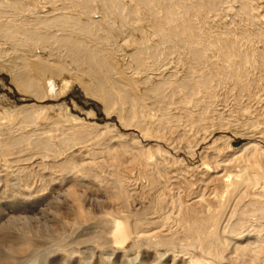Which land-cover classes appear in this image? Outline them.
<instances>
[{"label": "bare ground", "instance_id": "obj_1", "mask_svg": "<svg viewBox=\"0 0 264 264\" xmlns=\"http://www.w3.org/2000/svg\"><path fill=\"white\" fill-rule=\"evenodd\" d=\"M65 1L68 2L42 0L44 8L50 9L47 17L28 22L19 21L8 13L29 14L32 9L26 2L0 0V67L7 69L18 91L40 101L51 94L62 96L74 83L107 114L117 113L126 128H137L144 143L153 139L170 144L173 142L167 134L177 132V124H170L178 118L172 115L170 106H176V111L189 124L205 130L207 123L213 124L227 110L220 112L216 101L220 100L219 87L229 81L230 92L236 93L232 92L236 106L227 116H239L243 109L242 115L250 122L254 120L251 131L242 130L246 139L251 140L238 148L240 155L231 160L238 170L212 176L211 167L206 165L198 180L177 176L171 180L173 172L171 177L168 174L175 162L170 165L165 151L158 146H142L135 139L128 143L121 137L116 138L113 127L109 129L108 125L101 132L95 124L85 125L82 120L78 123L69 119L71 123L65 128L62 114L55 120L50 119L44 115L45 108L36 105L19 109L8 119L0 113V121L7 120L6 123L2 120L0 129L4 125L16 127L12 131L8 128L6 133L0 131L1 162L23 177L28 187V170L33 171L32 175L40 179V188L35 190L36 203L48 204L38 211L40 213L15 212L7 216L5 212V218L0 206L1 228L8 233L4 244L0 242V264L23 263L22 260L29 259V252L35 255L33 262H36L44 253L42 248H56L55 251L66 248L73 255L85 253L88 246L100 250L95 254L91 249L89 259L94 256L105 264V260L109 264H123L124 259L131 260L134 254L140 264L158 263L165 255H171L166 262L170 264H264V239L250 245H237L232 256L225 255L229 247L226 233L242 235L252 218L257 216L256 221L264 220V145L260 144L264 143V28L254 30L262 2L240 0L233 16L240 18L242 24L236 30L224 26L223 32L209 36L196 21L204 24L208 14L219 16L217 12L223 0H130L127 12L122 9L120 0H71L83 19L65 14V6L56 7L57 3L64 5ZM95 3L104 13L101 20L91 18ZM140 14L150 24L157 44L148 46L144 35L126 41L127 48L132 47L127 51L130 72L116 71L110 66L109 59L103 55L107 51L105 47H99L97 54L77 40L92 32L93 27L102 32L100 40L113 38L120 34V29L113 28L107 16L117 15L123 24L129 18L137 19ZM51 27H56L59 34L49 33ZM38 46H41L40 56ZM164 47L167 51L176 48L187 56L189 64L184 76L178 77L175 67L170 66L160 69V73L151 72L152 63L165 61ZM210 51L215 53L218 62L210 60ZM113 75H117L115 78L119 80L116 81L120 83L114 82ZM152 75L157 82L150 83ZM147 102L160 112L148 118L152 126L141 120ZM195 102L198 104L193 112L190 108ZM41 119L46 127L37 132L34 129ZM27 129L30 131L26 132ZM75 148L85 152L80 153ZM212 157L215 168L222 166L217 161L223 157L221 151ZM237 161H242V165ZM66 171L80 173L82 181L73 178L75 182L71 181L70 186H64L57 193L56 187H51L45 195L50 176L58 172L65 180ZM51 177L53 179V175ZM212 182L218 185L213 194L208 191ZM231 204L226 220L230 230L225 232L223 228L221 233L219 228ZM56 252L53 249V253L58 254Z\"/></svg>", "mask_w": 264, "mask_h": 264}, {"label": "rangeland", "instance_id": "obj_2", "mask_svg": "<svg viewBox=\"0 0 264 264\" xmlns=\"http://www.w3.org/2000/svg\"><path fill=\"white\" fill-rule=\"evenodd\" d=\"M4 1L6 2L8 0H4ZM23 1H24V3L26 2L25 4L28 5L30 10L32 9L29 14L26 12L23 13L22 11L21 12L26 16H24L20 11L19 12L8 11V13H10L11 16L14 15L19 21L21 19H23L24 21H28V22H29V20L32 22L35 19H40V18H41V20H43L47 17V15H46L47 11H49L50 9L44 8V6L42 4V0L41 1L40 0H32V1L31 0H29V1L23 0ZM67 1L68 2L65 1L64 5H63V3L61 4L60 2L57 3L56 7L57 8H63L62 6H65L64 7L65 9H63V12H65V14L70 15V16L74 15L73 17H76L78 19H83L84 17H82L81 12H79V8L74 7L71 3V0H67ZM182 1L186 2V0H182ZM239 1L240 0H223L222 4L220 5V8L217 12L219 14V16L212 17L214 15L211 14L212 16L210 17V14H208L207 20L204 22V24L200 20L196 21L198 26L200 28H202L204 30V32L206 34H208L209 36L223 32L225 30L224 26H226V28H228V26H229L230 28H232V29L235 28V30H236L242 24V21L240 20V18L233 16V12L234 11L236 12L239 8ZM246 1L249 3L253 2L251 0H246ZM260 1L262 2V4L260 3L261 8L258 9L259 13L256 17L257 19L255 18L257 21L255 20L254 30H256V31H260V29L264 28V25L260 26L261 21H264V18H263V16H264V0H260ZM29 2L30 3L32 2V3L30 4ZM120 3L122 6V9H124L126 12L128 10H130V4H131L130 0H120ZM95 5H96V3H95ZM95 5H94V10H93L94 14H92L91 18L93 20H96V19L101 20L102 16H104L102 14H104V13L101 10L100 6H98V5L95 6ZM31 6L36 8V9L33 10L34 8H32ZM252 6H253V8H255L254 5H252ZM72 8L74 9V11ZM4 12H7V9H4ZM11 13H15L16 15L11 14ZM21 15H23V16L21 17ZM35 15H36V17H35ZM140 17L143 20L138 19ZM137 19L139 20V22L135 25V22L138 21ZM137 19L129 18L127 21H124V23L122 24V23H120V20L117 18V15L107 16L106 20L112 25L113 28H117V29L119 28L120 34L113 36V38L108 37L107 39L100 40L99 34H101L102 32L99 31V29H97L96 27H93L92 32L89 31L88 34H84L83 37L78 38L77 40L87 50H89L91 52H92V50H95V52L97 54L99 53L97 51H100V48L103 49L105 47L107 51H105L103 53V55L107 56V60L109 59L108 62L110 64V66L115 68L116 71L118 69L121 71L123 69H125L126 73H127V70H128V72H130V70L127 66L128 62H129V60L127 59L128 58L127 55H128V52H130L132 47L127 48V45L125 44L126 41L130 42L134 39H139V38H141V35H144L146 37L145 40H148L146 42L148 44V46L154 47L157 44V38L152 34L150 24L144 18V15L143 14L138 15ZM229 24H231V25H229ZM134 25H135V27H134ZM137 25H139V27H140L139 30L137 29L138 28ZM231 26H233V27H231ZM51 28L48 29L49 33L59 34L57 32L58 29H56V27H51ZM94 31H97V32H94ZM124 45H125V47H124ZM39 47L41 48V46H38V48H37V55L40 56ZM118 47H120V48H118ZM163 50L166 51L165 61L163 63H160V62H158L156 64L152 63V65H151L152 71L151 72L153 74L154 73H160V69L164 68L165 66L166 67L170 66V67H175L174 70H176V72L178 73L177 74L178 77L184 76L187 72V68H188L187 66L189 64L188 60H187V56L185 54H180V52H178V50L176 48H173V50H171V51L170 50L167 51L166 47H164ZM213 54H215V53H212V51H210L208 56H209L210 60L213 59L212 61L215 62V60L217 59V56L215 55V57H214ZM177 61L178 62L180 61V62L178 63ZM216 61L218 62V60H216ZM158 64H159V66H157ZM71 67L72 66L68 67V69H71ZM156 69H159V71ZM113 76H114L113 77L114 82L120 83L119 81H116V80H119V79L115 78V77H117V75H113ZM152 76H153V78L150 80V83L157 82V79H155L156 78L155 75H152ZM228 84H229V81H226V84L224 81V83L221 85V87H219L217 96L220 100L217 99V101H216L217 109L220 108L219 111L221 109H222L221 111H223V112H225L224 111L225 109H227V110L221 118H216L215 121L213 120L214 121L213 124L207 123L205 130H202L200 128L198 129V128H196V125L189 124L187 122L188 120L184 116H180L179 112L176 111V108H175L176 106H173V105L170 106L169 110H171L170 112L172 113V115H175L178 117L176 121L173 120L172 124H170L172 126H174L173 122H175L177 124V132H175V134L170 135V136L167 134V136L170 137L169 139L173 142V143H170L171 145L168 143L167 144L162 143V142L159 143L158 141H155L153 139H149L147 141V143H144L146 141L141 139V134L137 128H135V127L126 128L124 126L123 122L120 121V119L118 118L117 113L113 112L112 114H107L105 111H103V108L98 105L99 104L98 102L96 103V101L93 98H90V96L85 95L83 93V91L80 89V87L74 83L71 84L69 89L62 96H60V95L55 96L54 94H51L48 97H46L45 99L39 101L38 99L34 98L30 94H26V93H23L21 91H18V89L15 87V85L11 82L10 75H9V72L7 71V69L6 68L3 69L1 67H0V113L2 114L3 118H5L7 116L6 118L8 119V118L14 117L16 112L19 111V109H23V108L31 106V105H36V106L45 108L44 115H45V117L46 116L50 117V119L55 120V118H57L58 116H60L62 114L61 116L64 117L65 121H66L65 122V128L67 126H69V124L71 123V122H68L69 119H70V121H72L73 119L78 120L79 121L78 123L82 122L85 125L95 124L98 126V128L101 132H102L101 129L105 128V126L108 125L109 129H111L113 127L112 131H113L114 135L116 136V138L121 137L122 140H124L128 143L131 142L132 139H135V140L140 141L142 146H147V147L158 146L163 151H165L166 154H164V155L167 156V158H168L167 160L169 161L170 165H173L171 163L175 162L174 163L175 165L173 166L174 168L172 167L173 168L172 171L170 170L171 173L168 174V175H170L173 172L172 177H171V175L169 177L173 178L174 176H177L178 179L180 177H183V178L186 177V178H190V179L192 178L193 180L194 179L198 180L199 178H201L203 176L202 172L204 171V167L206 165L211 167L212 173L210 172V175H212V176H214L213 175L214 173L220 174V173H224L226 170H227L226 171L227 173H232V172L238 170V168L236 167L235 161L231 162V160H234V157H236L237 155H240L241 152H239L240 150L238 148H240L242 145H246L251 140L249 138L246 139L245 132L251 131V129H253L251 125L254 123V120L253 121L251 120V122H250L249 119H246V117L242 115L243 109L241 110L242 112L240 111V113H239L241 116L240 115L239 116L233 115L231 117L227 116V114L230 113L229 110H232V109L234 110V108L236 106L235 97H234L235 96L234 94H236V93H235V91H232L234 94H232V92H230L229 88L231 89L232 85L230 87V84L229 85ZM263 88H264V85H263ZM133 96H135V95H133ZM226 97H227V99H225ZM223 100H225V102ZM221 101H222V103H221ZM224 103H225V105L223 106ZM197 104L198 103L195 102V103H193L194 107L192 106L191 108L190 107L189 108L192 111L193 110L195 111ZM146 106H147V108H145L143 110V114L141 115V120H143L147 123L148 122L150 123L151 120H149V119L152 117V115H159L160 112L157 110V108L151 107V105H149V102H147L146 105L143 106V108ZM196 111H197V109H196ZM263 112H264V110H263ZM262 116H264V115L262 114ZM179 117H181V118H179ZM242 117H243V119H242ZM2 120H3V123L7 122V120H5V119H2ZM2 120L0 121L1 125H3ZM247 120H249V121H247ZM39 121L36 124L37 128L34 129L37 132L43 131L44 128L46 127L45 121L43 119H41ZM241 122L243 124H241ZM149 125H151V124H149ZM245 125H248V126H245ZM247 127L249 130H247ZM8 128L12 131V130H14L13 128H16V127H13V126L10 127V125H9ZM8 128H6L4 125L3 129H0V131L2 133H6ZM237 128H239V129H237ZM242 130L245 132H243ZM29 131H30L29 129L26 130V132H29ZM258 132H260V130H258ZM53 133H55V132H53ZM259 134H256V136H258ZM112 143H115V142L112 141ZM260 144L264 145V143H260ZM75 149H76V151H80V153L85 152L84 149H81V150H78V148H75ZM218 151H221V153L223 154V157H220L217 159V161L219 162V163L218 162L217 163L222 165V166L217 167L218 168V170H217V168H215V166H214L215 165V162H214L215 159H213L212 156H213V154H215V152H218ZM224 153H225V155H224ZM78 155H79V153H78ZM78 155H77V158H79L81 156V155H79V156ZM162 155H163V153H162ZM224 161L226 164L224 163ZM227 161H230V162L228 163ZM237 162H240L239 165H242V161H237ZM230 165L232 166V170H231ZM227 166L229 169L227 168ZM221 169H222V171H221ZM31 172H33V171L28 170V173L30 176V184H29L30 187H28L24 184V178L23 177L17 175V173L14 170H12L10 167L4 166L3 162H1V160H0V206H1L2 210H4V218L6 216L5 212H6L7 216H9L15 212H18L19 214L25 215L27 213L38 212V211L43 210L47 207V205H48L47 202L43 203L41 206H39L40 203H36L37 199H35L34 196L36 195L35 192L40 188V183H39L40 179L37 178L36 176L32 175ZM47 173L49 174V172H47ZM52 175H53V179H51ZM52 175L50 176V181H49L50 186H48V184L46 186L45 195H48V193L50 191L49 189L51 187L54 189L56 187V189H57L56 193H57L59 190L61 191L64 188V186L66 188V186H70L72 182H75V181L81 182L83 179V177H81L80 173H77V174H75L74 172L68 173L67 171L65 172V178L67 177L65 180L62 179L63 178L62 176L60 177V174L58 172L53 173ZM100 175L102 176L101 173H100ZM73 178L75 179V181H73L74 180ZM175 178L176 177H174L171 180H174ZM86 180H88V179L86 178ZM86 182H88V181H86ZM34 183H36V185ZM141 184H143V182ZM212 184H210L211 189L209 188V190H208L209 193H211V194L216 192L215 188L218 186L217 183L212 182ZM33 186H35V187L33 188ZM25 189H27V190H25ZM196 190L199 191L197 189V186H196ZM28 196L30 198H28ZM31 196H32V198H31ZM33 206H34V208H33ZM231 207H232V204L228 207L227 215L225 216V219H223L222 225L219 228L221 233L223 232L222 231L223 228H225L224 229L225 232H229V230H230V228H227L229 226H228V222L226 220H227L228 213L231 210ZM38 213H40V212H38ZM255 218L257 219V216H255L254 219L252 218L247 223V227H245L246 229L244 228L245 230L242 231V235L240 234V235L236 236V235H229V233H226L227 234V236H226V234H225V236L229 238V239L227 238V240L229 242L228 243L229 247H228L227 253L225 255L232 256L233 254H231V253H233L232 251H234V249H235L234 247H236L237 245L238 246L241 244L244 246L250 245V244H253L255 241H260V240L264 239V220H260L261 221L260 222L258 220L256 221ZM1 223H0V242L2 244H4L3 239H5L8 236V233H7V231H4L5 229L1 228ZM253 227H254V229H253ZM250 235H253V236H250ZM75 247L76 246H74V248ZM79 248H81V251L84 250L82 247H79ZM87 248L89 250L83 251L85 253H83V254H75L74 253L73 255H71V253L69 251H67L66 248H65V251L58 249V250H56L57 252L55 251L56 248L50 247V249L48 248V250L46 248H44V249L42 248V251L44 253L42 255H40L39 257L37 256L38 262L37 261L33 262V261H35L33 259V258H35V255H32V252H29L27 254V256H28L27 258H29V259L28 260L27 259L22 260V262L25 261V262H23L24 264H46V263L50 264V262L53 261V259H54L52 264H101V263H103L101 261V259L98 260L94 256L91 257L92 259L91 258L89 259V257H90L89 255L91 254L90 253L91 249L93 252L95 251V254H97L98 251H100L97 247L90 248V246H88ZM53 249H54V252H56L58 254L53 253ZM59 250H61V251H59ZM176 250H179V249H176ZM161 251H163V249H161ZM49 252H51V253H49ZM168 254H170V253H167V255ZM172 254H174V253H172ZM57 255H59L61 258L62 257H64V258H62V260H61V258ZM134 256H135V254L132 256L133 259H134ZM170 256L171 255H168V256L165 255V257L163 256L162 259H159L158 263H152V262L151 263L152 264H170V263H166L168 261V259L171 258ZM51 258H52V260H51ZM132 258H131V260L124 259L122 261V263L123 264H140V260L134 259V261H133ZM185 258L187 259V262H188L189 261L188 257H185ZM39 260H41L40 261L41 263H39ZM55 260H56V262H55ZM105 262H106V264H109L108 263L109 261L105 260ZM23 263H20V264H23ZM16 264H19V263H16ZM103 264H105V263H103Z\"/></svg>", "mask_w": 264, "mask_h": 264}]
</instances>
